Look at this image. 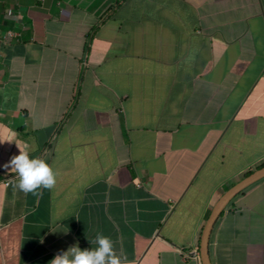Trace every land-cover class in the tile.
Returning a JSON list of instances; mask_svg holds the SVG:
<instances>
[{
	"label": "crops",
	"instance_id": "obj_1",
	"mask_svg": "<svg viewBox=\"0 0 264 264\" xmlns=\"http://www.w3.org/2000/svg\"><path fill=\"white\" fill-rule=\"evenodd\" d=\"M20 150L54 188L13 187ZM262 162L264 0H0V264H50L98 233L122 264H201L214 203ZM208 255L264 264V178Z\"/></svg>",
	"mask_w": 264,
	"mask_h": 264
},
{
	"label": "clouds",
	"instance_id": "obj_2",
	"mask_svg": "<svg viewBox=\"0 0 264 264\" xmlns=\"http://www.w3.org/2000/svg\"><path fill=\"white\" fill-rule=\"evenodd\" d=\"M16 173L15 189L25 194L39 195L40 189H52L57 183V174L53 168L43 159L30 158L27 151L13 156L3 166ZM96 248L81 250L77 245L69 247L67 251L58 253L50 264H122L123 258L117 254L111 238L97 234L93 241Z\"/></svg>",
	"mask_w": 264,
	"mask_h": 264
},
{
	"label": "water",
	"instance_id": "obj_3",
	"mask_svg": "<svg viewBox=\"0 0 264 264\" xmlns=\"http://www.w3.org/2000/svg\"><path fill=\"white\" fill-rule=\"evenodd\" d=\"M264 178V166L254 169L250 174L242 177L239 181L224 191L214 203L206 218L199 237L198 253L201 264H211L208 255V241L213 225L228 203L241 191Z\"/></svg>",
	"mask_w": 264,
	"mask_h": 264
},
{
	"label": "trees",
	"instance_id": "obj_4",
	"mask_svg": "<svg viewBox=\"0 0 264 264\" xmlns=\"http://www.w3.org/2000/svg\"><path fill=\"white\" fill-rule=\"evenodd\" d=\"M261 166H264V162L258 164V165L255 167V169H256V168H259V167H261ZM251 172H252V170H248V171H246V172L244 173V176L250 174ZM241 192H242V191H241ZM241 192H240V193H241Z\"/></svg>",
	"mask_w": 264,
	"mask_h": 264
},
{
	"label": "built area",
	"instance_id": "obj_5",
	"mask_svg": "<svg viewBox=\"0 0 264 264\" xmlns=\"http://www.w3.org/2000/svg\"><path fill=\"white\" fill-rule=\"evenodd\" d=\"M193 255H194V256H196V257H198V255H197V253H196V252H194V253H193Z\"/></svg>",
	"mask_w": 264,
	"mask_h": 264
}]
</instances>
